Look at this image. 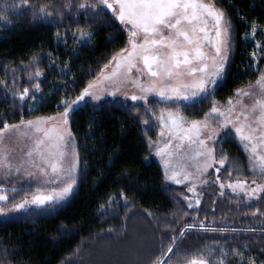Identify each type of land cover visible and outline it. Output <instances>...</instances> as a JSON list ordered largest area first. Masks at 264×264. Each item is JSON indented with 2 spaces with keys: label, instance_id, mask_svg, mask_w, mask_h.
<instances>
[{
  "label": "trees",
  "instance_id": "trees-1",
  "mask_svg": "<svg viewBox=\"0 0 264 264\" xmlns=\"http://www.w3.org/2000/svg\"><path fill=\"white\" fill-rule=\"evenodd\" d=\"M21 3L0 0V121L8 124L64 111L67 105L60 101L71 104L127 47L129 37L110 10L79 7L96 0ZM215 3L232 22L233 51L212 95L182 105L192 119L254 82L264 68V0ZM45 6L50 16L38 14ZM81 33L91 35L82 40ZM37 71L42 75L29 80ZM23 88L35 100L21 102ZM69 118L79 152L76 188L52 213L0 217V264H187L200 256L208 264H264V198L246 202L239 196L207 194L203 205L189 208L167 185L152 156L153 110L107 98L81 101ZM217 154L229 161L224 178L252 175L247 153L233 133L219 140Z\"/></svg>",
  "mask_w": 264,
  "mask_h": 264
},
{
  "label": "snow or ice",
  "instance_id": "snow-or-ice-1",
  "mask_svg": "<svg viewBox=\"0 0 264 264\" xmlns=\"http://www.w3.org/2000/svg\"><path fill=\"white\" fill-rule=\"evenodd\" d=\"M28 5L29 0H22L21 7ZM79 7L81 9L99 7L101 10H111L113 18L128 29L127 43L130 47L122 48L114 55L109 63L101 69L96 83H89L88 87L72 100L71 104H68L67 100L60 101L61 104L67 105L60 117L65 125L68 124L70 112L74 111L76 105L85 97L96 100L101 98L93 97L89 89L104 81H111L116 87V92L111 93L114 96L119 93L121 83L136 84L144 95H131L130 99L133 101L146 100L148 94H155L162 100L194 101L202 95H211L219 81L224 79L233 26L226 13L216 7L215 0H96L95 5L82 3ZM38 14L51 15L46 6L39 8ZM250 28V34L254 35L257 29L256 24L253 23ZM210 33H214V35H210ZM90 35V33H81V39H87ZM206 49H211V51ZM252 55L255 56L256 53L253 52ZM109 68H111V72L105 75V71ZM133 69L140 76L146 77L147 81L140 82L139 76L135 80L131 79ZM41 75L37 71L34 76L29 74L28 79L32 80ZM32 87L34 92L40 91L39 84H34ZM234 95L237 99L233 100L230 97L226 104L228 115L231 116L235 112V117L234 119L226 117L220 127L225 130V135L233 133L238 136L245 152L250 154L249 161L253 163V170L258 167L261 176L264 177V152H258V148L264 149V72L256 79L254 85L250 84L247 88L237 89ZM244 97L249 98V103L243 102ZM25 98L35 100V96L30 95L28 88H23L22 95L19 97L21 102ZM237 105H241L238 112L235 111ZM209 116L219 120L226 114L220 111V108L214 103L210 112L205 113L204 122L193 120L188 123V127H184V117L178 114L173 117V114L169 113L171 124L168 126L167 134L170 139L157 154L171 155L170 149L178 151L184 147L183 142L187 141L189 146L198 144L205 149L204 152L197 151V156L204 155L211 158L213 150L207 149L205 140L200 139L202 130L210 128L207 122ZM160 122L164 123L163 116L160 117ZM0 123H3V127L0 128V137L6 131H19L22 127L31 130L34 134L43 131V137L37 139L32 150L27 151L25 155L32 158L35 153L43 162L42 165H38L35 160H32L40 175L47 177L50 171L56 179H60L61 174L65 172L64 161L68 155L65 149H71L73 156L75 155L74 138L70 130L62 131L59 128L42 130L37 126L40 123L39 120L21 121L20 124L13 125L4 121H0ZM147 123L148 121H145V124ZM216 131L215 128H212L207 134V138L212 140ZM165 134L163 130L160 133L161 136ZM173 139L178 143L173 145ZM45 149L47 150L45 151ZM7 159L4 150L0 149V169H10L11 165L6 163ZM226 162H229L226 155L224 159L216 161L221 167H224ZM75 167L76 163L73 160L66 171L71 173ZM210 167H212L211 163L206 164L204 171ZM16 171L19 172L20 169L17 168ZM216 171H219V168ZM165 175L167 180H174L176 183L182 182L176 179L175 172L171 175L166 172ZM27 176L39 180L37 172H28ZM69 178L74 182L73 177L69 175ZM186 178L187 176H185ZM44 183L51 184L54 183V180H44ZM252 184L255 187L251 188L250 192L246 189V181H238L229 184L228 187L234 192L237 189L246 191L249 201L253 198H264V184H258L255 180L252 181ZM221 187L224 185L221 184ZM72 188L73 184L70 183L58 192L53 189L48 194L33 195L31 199L25 198L12 205L11 208H7L4 202L13 198L0 194V215L24 210L30 205L40 207L46 205L47 202H58L65 198ZM192 190L194 189H189V191ZM198 203L199 201H197ZM189 207L192 205L189 204ZM258 212H260L259 209L252 212L251 215L256 216ZM260 214L264 215V212H260ZM189 227H194V225ZM244 230L255 231V229ZM260 231L264 232V228ZM183 235L184 232L181 231L180 236ZM172 243L176 244L175 237L172 238ZM172 251L173 249L170 247L168 252ZM158 264H162V262H158ZM187 264H208V261L200 256L188 260ZM220 264H223V260Z\"/></svg>",
  "mask_w": 264,
  "mask_h": 264
},
{
  "label": "rangeland",
  "instance_id": "rangeland-1",
  "mask_svg": "<svg viewBox=\"0 0 264 264\" xmlns=\"http://www.w3.org/2000/svg\"><path fill=\"white\" fill-rule=\"evenodd\" d=\"M216 7L219 8L217 5ZM210 35H214V33H210ZM232 39H233V34L231 29V48L229 51V57H228V62L226 65L224 77L229 68L231 61V56L233 51ZM127 47H130V45H127ZM206 50L211 51V49H206ZM110 72H111V68L105 71V75L109 74ZM262 72H264V68ZM99 76L100 73L90 83L95 84ZM138 76L140 77V82L147 81L146 77L140 76V74L137 73L135 69H133L131 79L135 80ZM186 79H191V78H186ZM255 81L240 86L238 89L247 88L250 84L254 85ZM89 91L92 93L93 97L99 96L101 98L99 100H96L91 97H85L84 100H82V102L86 100H90L93 102H100L107 98L122 99L128 102L141 103L144 105V107L150 108L151 110H153V112H155L154 119L157 125L156 135L154 138H152L149 141L152 156L160 163L164 171V174H166L167 172L168 175H171L173 172H175L176 179L182 181L181 183H176L174 180H167L165 175L167 185L173 188L174 190H176L178 197L182 201H184L188 207L189 204L192 205V207L189 208H197L203 205V201L205 200L207 194H213V195L215 194L216 196H228V195L239 196L242 197V199L246 202H252L257 200L253 198L252 200L249 201L246 191H240L239 189H237V191L234 192L231 188L228 187V185L237 183L238 181H246L247 182L246 189L247 191L250 192V189L255 187V185L252 184L253 180H255L258 184H264V177L261 176L258 167H256L255 170H253V163H250L251 164L250 170L252 171V175L250 176V178L227 179L223 177L224 175L226 176L225 174L226 172L223 175V170L225 169L226 164L224 165V167H221L218 163H216V161L224 159L219 157L217 154V146L219 140L223 136H225V130L220 127V124L225 122L226 117L229 119H234L235 117V112L231 116L228 115L227 113L228 106L226 104L227 101L214 102L216 106L220 108V111L225 112L226 116L220 117L219 120L215 119L213 116H209L207 122L209 123L210 128L202 130L200 135V139L205 140L207 149L213 150L211 158H208L204 155L197 156L196 155L197 151L204 152L205 149L201 148L198 144H192L191 146H189L187 141L183 142L184 147L179 149L178 151H173L170 149V151H172L171 155H167V154L158 155L157 153L159 152V150L161 148H164L168 140L170 139L169 135L167 134L168 126H170L171 124L169 113H172L173 117H175L177 114L179 116L184 117L185 120L184 127H188V123H190L193 120L204 122L205 115L200 119H192L184 114L181 107L184 104L199 101L202 98L208 97L210 95H202L200 98L194 101H173V100H162L159 98V96L155 94H148L146 100L133 101L130 99L131 95L133 94L144 95L143 93L140 92L136 84L121 83L119 85V93H117L114 96L111 95V93L116 92V87L113 86L111 81H104L102 83H99L96 85V87L89 89ZM231 98H233V100L237 99L235 95H233ZM243 102L245 104L249 103V98L244 97ZM211 108L206 113H209ZM240 108L241 105H237L235 111L236 112L240 111ZM63 112L64 111L50 113V114H39L26 118L22 121L27 122V121L39 120L40 123L37 126L42 130L59 128L62 131L70 130L72 133L70 118L68 117L67 125H65L60 118ZM161 116H163L164 123L160 122ZM49 118H55V119H49ZM20 122L13 124H20ZM13 124H9V125H13ZM229 127H232V125H229ZM212 128H215L217 131L214 138L212 140H209L207 138V134L211 131ZM162 130L166 133L164 136L160 135ZM235 136L238 139V136L237 135ZM42 137H43V131L34 134L31 130L23 127L19 131H11V130L6 131L4 132L3 136L0 137V141H2L0 142V149H3L5 154L7 155L8 159L6 163L11 165L10 169L9 168L0 169V194L8 195L9 197L13 198L10 201L4 203L7 205V208H11L12 205L21 202L25 198L31 199L33 195L48 194L51 193L53 189H56V191L58 192L61 188L66 187L67 184L70 183L73 184L72 191L65 198H63L58 202H47L46 205L40 207H37L35 205H30L26 207V209L24 210L11 211L5 215H0V217H11L14 215L24 216V217L26 216L34 217L41 214H49L57 210L64 203H66V201L72 196L79 178V152L73 133H72V137L74 138L75 155L73 156L71 149H65V151L68 152V155L64 161L65 172L61 174L60 179H56L50 171L47 177L40 175L38 173V169L33 165L32 160H35V163L38 165H42L43 162L35 155V153L33 154L32 158H29L28 156L25 155L27 151L32 150L35 141ZM172 143L173 145H175L176 143H178V141L173 139ZM46 150L47 149H45V151ZM258 152H264V149L258 148ZM249 155L250 154L247 153L248 158ZM73 160H75L76 167L71 171V173H68L66 170L70 167V164L73 162ZM209 163L212 164V167L208 168L207 171H204L205 165ZM17 168L20 169L19 172L16 171ZM217 168H219V171H216ZM28 172H37L39 176V180L28 177L27 176ZM69 175L74 178V182L73 179L69 178ZM185 176H187L186 179ZM44 180H54V183L45 184ZM221 184H223L224 187H221ZM189 189H194V190L189 191ZM197 201H199L198 204ZM136 234H141V232H139L138 230V233Z\"/></svg>",
  "mask_w": 264,
  "mask_h": 264
}]
</instances>
